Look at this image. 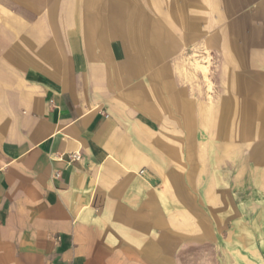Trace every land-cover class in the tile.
Returning a JSON list of instances; mask_svg holds the SVG:
<instances>
[{
	"label": "crops",
	"instance_id": "obj_1",
	"mask_svg": "<svg viewBox=\"0 0 264 264\" xmlns=\"http://www.w3.org/2000/svg\"><path fill=\"white\" fill-rule=\"evenodd\" d=\"M235 39L264 71V0H0V264H179L210 247L264 264V202L238 193L264 189V168L227 141L264 108L209 100L172 60L200 40L225 75Z\"/></svg>",
	"mask_w": 264,
	"mask_h": 264
},
{
	"label": "rangeland",
	"instance_id": "obj_2",
	"mask_svg": "<svg viewBox=\"0 0 264 264\" xmlns=\"http://www.w3.org/2000/svg\"><path fill=\"white\" fill-rule=\"evenodd\" d=\"M233 41L235 50L239 51V54L235 55L237 63H226L225 75L220 71L221 57L212 50L202 47L200 40H193L191 46L184 49L183 54L174 56L172 60L189 64L190 70L196 77L195 83L204 86V90L210 94L209 100H211V95L218 90L221 98L251 99L255 109L259 111L264 108V85L249 87L245 84L249 82L248 80L251 77L264 76V71L259 69L262 68L263 60H260L258 54L250 53V51L255 49L251 47L248 39H235ZM202 66L207 67L206 71L202 70ZM256 80L259 82L258 79ZM239 82L241 83L240 86H238ZM218 83L221 85L220 87H218ZM236 122L235 119H231L227 141L235 145L237 153L240 154V161L245 160L247 163L256 165L259 170H263L264 161L253 155L256 149L260 147L259 145L264 144V124H260V130L256 128L254 133L247 137L243 134L237 136ZM204 139L211 143L219 141L218 136L211 134V132L208 136L205 135ZM221 163L224 169L225 185L232 186L235 183L234 180L238 179L232 157L226 154L224 161H221ZM238 193L242 207H245L243 206L245 202L246 208L253 205V210L259 209L262 202H264L262 197L264 189L260 185L257 188L255 186L251 188L241 186ZM242 207L241 209H244ZM248 233L249 231L246 233L241 232L240 238H244ZM261 235H264V232L257 231V236ZM227 237L226 235L225 238ZM221 262L222 258L218 253V248L210 247L197 248L192 254L182 257L179 264H221Z\"/></svg>",
	"mask_w": 264,
	"mask_h": 264
},
{
	"label": "built area",
	"instance_id": "obj_3",
	"mask_svg": "<svg viewBox=\"0 0 264 264\" xmlns=\"http://www.w3.org/2000/svg\"><path fill=\"white\" fill-rule=\"evenodd\" d=\"M79 159H80V154L79 153H75V154L70 155V161L71 162L72 161H77ZM57 176H58V174H57Z\"/></svg>",
	"mask_w": 264,
	"mask_h": 264
}]
</instances>
